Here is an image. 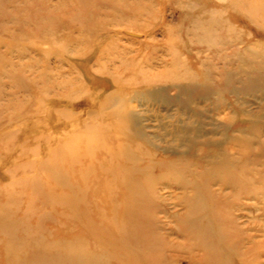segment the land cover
<instances>
[{
  "label": "rangeland",
  "instance_id": "1",
  "mask_svg": "<svg viewBox=\"0 0 264 264\" xmlns=\"http://www.w3.org/2000/svg\"><path fill=\"white\" fill-rule=\"evenodd\" d=\"M238 36L264 43V0H0V190L14 192L22 208L30 200L38 216L57 221L48 204L53 198L30 182L59 173L62 142L94 147L93 129L102 118H110V134L120 142H127L121 131L142 129L153 142L149 150L164 157L193 155L200 146L211 155L229 129L246 124L232 104L219 111L220 101L249 110L256 120L264 113V79L222 61L221 39ZM237 47L245 57L246 45ZM226 72L235 73L231 81ZM205 76L230 81L237 98L224 90L204 95ZM169 192L167 210L182 213L181 192ZM216 209L225 217L221 206ZM151 215L174 244V264H196L189 242L172 233L181 222L161 211ZM260 219L242 221L258 228L249 232L264 252ZM247 261L264 264V256ZM0 264H6L2 256Z\"/></svg>",
  "mask_w": 264,
  "mask_h": 264
},
{
  "label": "bare ground",
  "instance_id": "2",
  "mask_svg": "<svg viewBox=\"0 0 264 264\" xmlns=\"http://www.w3.org/2000/svg\"><path fill=\"white\" fill-rule=\"evenodd\" d=\"M253 22L251 18L247 20V24ZM226 40L221 39L220 49L224 65L236 66L235 71L250 77L256 72L264 79V51L250 46L264 47V43H252L241 36ZM239 44L246 45L242 51L245 57L239 55ZM224 76L231 81L235 73L226 72ZM205 78L204 95L224 90L237 98L230 81L222 84ZM251 81L248 79L247 83ZM229 104L246 124L229 129L224 145L216 146L211 155L199 145L196 154L164 157L149 150L153 142L142 129H137L135 134L121 131L127 142H120L116 133L110 134V118H102L93 129L95 140L98 138L94 147L89 146L91 143L82 146L76 141L62 142L65 149L60 151L59 173L50 170L44 183L30 182L33 188L42 187L48 198H53L48 204L54 208L51 214L58 217L57 221L38 216L30 200L27 208H22L14 192L0 190L3 261L6 264H174L171 253L174 244L151 215L161 211L167 218L181 222L182 227L176 226L172 233L189 242L191 258L196 264H260L247 261L249 257L264 256L255 235L249 232L258 228H250L242 220L246 219L247 223L264 219V113L260 115L262 119L256 120L249 110H239L234 103L226 104L225 99L218 103L219 111ZM46 111L51 113V109ZM72 148H76L73 156L69 155ZM92 154L94 160H90ZM53 179L55 185H51ZM171 190L181 192L177 206L182 207V213L167 210ZM4 199L9 200L10 207L4 204L7 203ZM205 201L210 202L206 208ZM215 202L216 208L221 206L225 212L222 219L217 215L218 209L212 206ZM260 204L262 207H258Z\"/></svg>",
  "mask_w": 264,
  "mask_h": 264
}]
</instances>
